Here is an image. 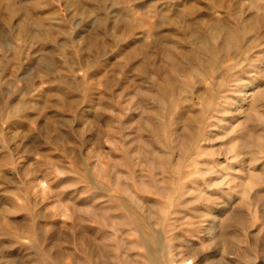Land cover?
<instances>
[{
    "label": "rangeland",
    "instance_id": "rangeland-1",
    "mask_svg": "<svg viewBox=\"0 0 264 264\" xmlns=\"http://www.w3.org/2000/svg\"><path fill=\"white\" fill-rule=\"evenodd\" d=\"M0 264H264V0H0Z\"/></svg>",
    "mask_w": 264,
    "mask_h": 264
}]
</instances>
